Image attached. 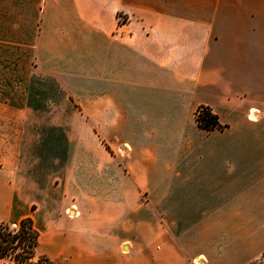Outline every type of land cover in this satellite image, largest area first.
I'll return each instance as SVG.
<instances>
[{"label":"crops","instance_id":"0c3cea01","mask_svg":"<svg viewBox=\"0 0 264 264\" xmlns=\"http://www.w3.org/2000/svg\"><path fill=\"white\" fill-rule=\"evenodd\" d=\"M26 217L54 264H255L264 0H0V222Z\"/></svg>","mask_w":264,"mask_h":264},{"label":"trees","instance_id":"16d2710c","mask_svg":"<svg viewBox=\"0 0 264 264\" xmlns=\"http://www.w3.org/2000/svg\"><path fill=\"white\" fill-rule=\"evenodd\" d=\"M195 118L205 131L223 128L209 107H200ZM38 244L39 232L30 217L15 225L0 222V264H54L45 255L37 254Z\"/></svg>","mask_w":264,"mask_h":264},{"label":"rangeland","instance_id":"374dc122","mask_svg":"<svg viewBox=\"0 0 264 264\" xmlns=\"http://www.w3.org/2000/svg\"><path fill=\"white\" fill-rule=\"evenodd\" d=\"M118 20H119V22H123L125 19L119 14L118 15ZM255 264H264L263 255L259 258V260Z\"/></svg>","mask_w":264,"mask_h":264}]
</instances>
